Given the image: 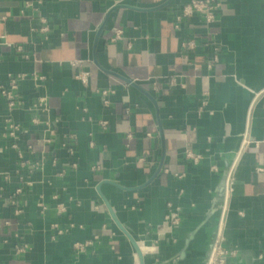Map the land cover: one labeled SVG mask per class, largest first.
Segmentation results:
<instances>
[{"label":"crops","instance_id":"1","mask_svg":"<svg viewBox=\"0 0 264 264\" xmlns=\"http://www.w3.org/2000/svg\"><path fill=\"white\" fill-rule=\"evenodd\" d=\"M166 1L0 0V264H136L99 186L150 247L145 264L171 258L198 219L184 221L172 242L164 225L168 202L184 213L207 206L213 166L237 146L250 90L261 88L232 171L223 232L234 252L225 264H264V0H222L212 24L196 15L178 28L191 0ZM105 21L98 62L135 80L160 105L167 154L149 184L161 157L154 107L94 62ZM118 29L124 33L113 40ZM188 40L195 49L184 46ZM212 41L221 51L209 68ZM82 70L90 72L86 84L77 78ZM19 74L10 107L1 90ZM107 88L115 91L108 106L101 95ZM205 91L210 98L201 108ZM41 97L47 109L37 106ZM8 119L23 126L15 139L6 135ZM47 136L51 141L41 142ZM203 242L197 237L187 257L171 263L202 264Z\"/></svg>","mask_w":264,"mask_h":264},{"label":"water","instance_id":"2","mask_svg":"<svg viewBox=\"0 0 264 264\" xmlns=\"http://www.w3.org/2000/svg\"><path fill=\"white\" fill-rule=\"evenodd\" d=\"M168 2L169 0L166 1L163 5H166ZM105 24H106V21L103 22V24L100 26L97 32L95 51H94L95 52L94 62L104 72L124 80L125 82H127L128 84H130L131 86L139 90L142 94H144L151 101L154 107V112H155L157 126H158V133H159L160 141H161V157H160L156 172L147 182V184H149L161 172L163 165H164L165 157L167 154L166 133H165V127H164L162 114L160 111V105H159L157 98L152 93H150L148 90H146L144 87H142L139 83H137L135 80L115 70L106 68L98 62L97 56H96V44L105 28ZM241 81L242 83H245L244 80H241ZM261 89H257V90L251 89L250 90L252 96H251L249 106L246 112L243 130L239 134V142L237 146L231 149L228 152L227 156L223 158L222 165L213 166L214 173L217 176V180L211 192L210 199H209L207 206H204L201 209V212L198 211V212H193V213H184L178 204H176L173 201L168 202L167 210H166L165 217H164V225L167 226L168 234H171L169 239L172 242L174 241L173 237L175 236L174 235L175 232H177L180 229L184 221L195 219V218H197L198 220H196V222L193 223V225L189 228V230L188 229L186 230L184 234V238H183V243L179 247L178 252L175 255H173L171 258L159 262V264H172L171 263L172 261H176L178 259L184 260L187 257V251L193 246V243L197 240V237H200V236L202 240L204 241L201 247V261H202V264H209L210 257L212 255L213 249L217 241V237H218L220 225H221V220H222L225 206H226L229 176L238 158V155L241 151V148H242V145H243L246 133H247V125H248L250 108L252 106V103L255 97L261 91ZM198 155H199V159L197 162L199 163L201 162L203 158L200 154ZM177 176L182 177L181 174ZM98 190L109 210V213L113 221L118 226V228L125 234V236L128 238V240L132 244L134 248L136 264H145L146 251H149L150 247L145 242L139 240L136 236H134L130 232V230L127 228V226L120 220L115 207L110 202L109 198L102 193L101 186L98 187ZM175 220L177 221L175 222ZM153 252L155 253V251Z\"/></svg>","mask_w":264,"mask_h":264},{"label":"built area","instance_id":"3","mask_svg":"<svg viewBox=\"0 0 264 264\" xmlns=\"http://www.w3.org/2000/svg\"><path fill=\"white\" fill-rule=\"evenodd\" d=\"M222 3H223L222 0H191L189 3H187L183 7L182 15L178 16V18H177L178 23L176 24V27L177 28L179 27V22L181 21V19L183 17H191V16H196V15L203 17V19L207 25L212 24L213 22H215L217 20V14H218V11L222 7ZM42 30L46 31V30H48V28L46 26H44L42 28ZM123 33H124V31L122 29L116 30V33L112 37V39L116 40V39L121 38ZM211 44H212L213 49H214V54H213V59L207 64V66L209 68H212L213 64L217 63L219 61L220 51H221V46H220L219 42L212 41ZM184 46L186 48L193 50L196 47V42L194 40H188L184 43ZM19 49H22V47L20 46ZM79 63H80V61L74 62V64H79ZM89 75H90L89 71L82 70L77 75V78H79V80H81L84 84H86V83H88ZM23 77H24L23 74L12 75L11 76V88L1 90L2 94L4 96H6L7 99L9 100L8 103H9L10 107H15L17 105L13 90L17 89L18 83L23 79ZM114 93H115V91L111 88L101 90V95L103 97V101H104V104L106 106L111 104V95ZM209 98H210V92L205 91L203 93V97H202L201 108H205L208 105ZM47 104H48L47 98L41 97L39 99L37 106L47 109L46 108ZM37 122H38V119H34V123H37ZM103 123H105V122H103ZM5 128H6V135L10 138L15 139L18 137L19 132L22 131L23 126L20 125L19 123L12 121L11 119H8L6 121ZM25 131H27V130H25ZM50 141H51V139L48 136L41 138V142L48 143ZM247 141H248V137H247V133H246L241 151H242V149H243V147ZM13 147L18 148V143L16 141H15V143H13ZM241 151H240V153H241ZM240 153H239V155H240ZM239 155H238V157H239ZM186 157L193 160L194 162H197L199 159V155L195 154L192 150H187ZM235 164H236V162H235ZM235 164H234V166H235ZM234 166H233V168H234ZM232 171H233V169H232ZM232 171H231V174L229 176V181H228L226 206H225L224 214H223V217L221 220V225H220V230H219V234L217 237V241H216L215 247L213 249L212 255L210 257L209 264H225V257L228 255V253L234 254L233 251L230 252L226 249V247L224 245V232H223L227 203H228L229 193H230V189H231L230 181H231ZM176 221L177 220H175V222Z\"/></svg>","mask_w":264,"mask_h":264}]
</instances>
